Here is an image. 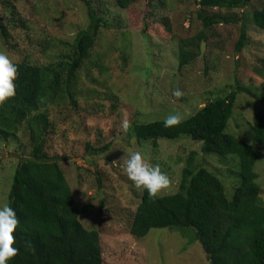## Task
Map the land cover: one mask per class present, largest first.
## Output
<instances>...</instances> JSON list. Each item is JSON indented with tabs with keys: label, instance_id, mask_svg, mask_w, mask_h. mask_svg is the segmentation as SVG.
Listing matches in <instances>:
<instances>
[{
	"label": "rangeland",
	"instance_id": "374dc122",
	"mask_svg": "<svg viewBox=\"0 0 264 264\" xmlns=\"http://www.w3.org/2000/svg\"><path fill=\"white\" fill-rule=\"evenodd\" d=\"M103 1L91 0L98 7L95 11L105 10L112 26L99 29L89 56L77 71L76 106L66 104L65 98L48 107L53 127L46 152L61 159L59 166L77 205L88 206L79 219L85 228L98 231L103 264H210L200 244L190 242L189 235L179 230L131 233L141 191L128 179L125 160L131 151L139 150L151 163L159 164L173 181L162 194L166 195L179 189L182 170L191 156L192 168L214 173L231 198L238 181L237 158L204 153L200 142L186 136L140 145L129 128L134 123L164 120L173 113L187 119L208 99L234 89L236 80L257 94L264 85V30L249 23L247 15L259 9L263 0H254L242 13L203 10L212 15L219 11L242 15L248 43L239 53L234 43L241 23L213 25L207 31L208 40L197 41L196 35L205 29L191 0H136L122 14L113 0L107 8ZM164 16L170 30L159 23ZM87 23L86 8L79 0H0V27L7 32L6 37L0 32V50L13 62L56 63L64 60ZM201 42L205 45L199 58ZM180 43L191 56L181 68ZM176 89L183 94L174 96ZM262 107L254 97L238 93L226 131L249 139L252 116ZM18 137L0 139V205L7 203L19 156L28 152V134ZM88 147L98 152L91 154ZM254 171L264 204V151Z\"/></svg>",
	"mask_w": 264,
	"mask_h": 264
},
{
	"label": "trees",
	"instance_id": "16d2710c",
	"mask_svg": "<svg viewBox=\"0 0 264 264\" xmlns=\"http://www.w3.org/2000/svg\"><path fill=\"white\" fill-rule=\"evenodd\" d=\"M79 1L87 11V27L76 34L64 60L44 66L14 62L18 67L16 95L0 106V139H19V133L28 134V152L19 156L7 198L20 221L14 233L19 252L9 264H103L98 231L85 228L79 219L88 206L77 205L59 166L61 159L46 152L53 127L48 107L65 98L66 104L76 106L73 86L77 71L89 56L99 29L112 26L105 18V10L95 11L98 7L91 0ZM135 1L113 0L120 14ZM191 1L197 5V18L205 29L196 35L197 41H207L213 25L241 23L234 49L237 53L243 51L248 36L242 15L228 16L220 11L212 15L203 10L218 8L226 13L236 10L242 13L254 0ZM103 2L107 8L110 0ZM247 17L249 23L264 30V0ZM159 23L170 30L167 17H162ZM0 32L7 36L4 26ZM181 44L180 68L191 58L189 50ZM238 93L254 97L263 106L252 116L249 139L237 138L226 131ZM129 133L140 145L150 140L186 136L200 142L204 153L238 160V181L228 198L223 182L205 168L193 169L192 157H188L176 192L152 198L147 191H141L131 224L132 234L176 229L189 235L190 242L200 244L210 264H264V204L254 171L264 151V85L254 94L236 80L234 89L208 99L194 115L177 125L166 127L164 120L134 123ZM88 148L91 154L98 152Z\"/></svg>",
	"mask_w": 264,
	"mask_h": 264
},
{
	"label": "clouds",
	"instance_id": "9594fccd",
	"mask_svg": "<svg viewBox=\"0 0 264 264\" xmlns=\"http://www.w3.org/2000/svg\"><path fill=\"white\" fill-rule=\"evenodd\" d=\"M17 77V64L10 59L6 51L0 50V106L16 95ZM182 94L179 89L173 92V95L177 97ZM181 120V114H169L164 119V125L166 127L177 125ZM127 126L125 122L124 127L127 128ZM124 170L133 186L142 192L147 191L152 198L161 196L173 183L171 177L162 171L159 164L151 163L139 150L130 152L125 160ZM19 222L17 213L10 204L0 205V264H9V261L19 252V248L15 246L14 235Z\"/></svg>",
	"mask_w": 264,
	"mask_h": 264
},
{
	"label": "water",
	"instance_id": "95a60500",
	"mask_svg": "<svg viewBox=\"0 0 264 264\" xmlns=\"http://www.w3.org/2000/svg\"><path fill=\"white\" fill-rule=\"evenodd\" d=\"M204 45H205L204 42H201L200 43V55H199V58H202L203 57Z\"/></svg>",
	"mask_w": 264,
	"mask_h": 264
}]
</instances>
